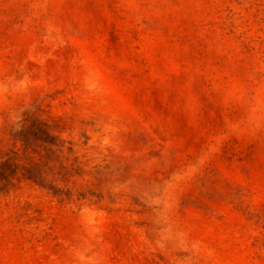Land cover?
I'll use <instances>...</instances> for the list:
<instances>
[{
  "label": "rangeland",
  "instance_id": "1",
  "mask_svg": "<svg viewBox=\"0 0 264 264\" xmlns=\"http://www.w3.org/2000/svg\"><path fill=\"white\" fill-rule=\"evenodd\" d=\"M4 160L0 264H264V0H0Z\"/></svg>",
  "mask_w": 264,
  "mask_h": 264
},
{
  "label": "trees",
  "instance_id": "2",
  "mask_svg": "<svg viewBox=\"0 0 264 264\" xmlns=\"http://www.w3.org/2000/svg\"><path fill=\"white\" fill-rule=\"evenodd\" d=\"M9 162H10V160H4L3 162H0V165L4 166V168H6V166L9 165ZM0 171L1 172L4 171V173H5V169H3L2 167H0ZM10 173H12V172H10ZM5 175H6V173H5Z\"/></svg>",
  "mask_w": 264,
  "mask_h": 264
}]
</instances>
